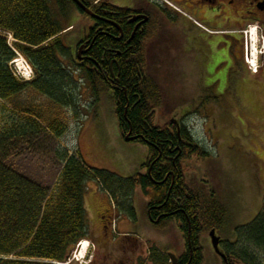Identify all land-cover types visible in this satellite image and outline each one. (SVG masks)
<instances>
[{
  "label": "trees",
  "instance_id": "1",
  "mask_svg": "<svg viewBox=\"0 0 264 264\" xmlns=\"http://www.w3.org/2000/svg\"><path fill=\"white\" fill-rule=\"evenodd\" d=\"M55 1L57 8L53 10L49 0H0V30L12 35L13 49L33 70L29 82L14 77L9 64L15 54L0 35V264L63 263L79 242L89 238L84 209V189L89 181H95L115 208L131 220H135V213L130 199L140 188L148 202V218L158 220V225L151 223L153 227L164 228L173 221L185 244L192 245L191 264H202L200 237L212 230L221 233L227 212L214 195L187 185L183 163L191 158L206 160L210 153L194 140L183 121L153 126L162 96L157 83L146 75L143 52L144 56L126 65L124 60L115 59L122 69L120 75L116 64L109 69L113 61L109 51L119 50L111 40L101 42L91 61L75 59L62 38L67 28L59 20L74 10L89 18L71 0ZM78 1L94 13V0ZM103 53L107 56L102 57ZM67 62L78 69L94 95L104 87L113 90L121 138L131 132L137 137L134 143L148 148L140 173L121 179L57 148L53 161L59 160L61 167L53 186L45 188L10 165L15 152L25 145L39 146L41 136L52 141L63 137L67 125L59 109L77 115V82ZM130 62L137 64L138 73L133 71L136 67L126 71ZM28 95L45 99L47 105L35 104ZM232 237L223 244L227 257L239 264H264V207L250 225L235 229Z\"/></svg>",
  "mask_w": 264,
  "mask_h": 264
},
{
  "label": "rangeland",
  "instance_id": "2",
  "mask_svg": "<svg viewBox=\"0 0 264 264\" xmlns=\"http://www.w3.org/2000/svg\"><path fill=\"white\" fill-rule=\"evenodd\" d=\"M108 1L128 9L137 2ZM55 2L49 0L53 10ZM59 22L65 28H71L63 33L62 38L75 56L76 45L90 21L74 10L68 18ZM166 30L170 32L169 24ZM176 35L178 40L164 38L159 43L160 49L157 43L156 53L149 51L156 38L145 46L146 75L157 83L162 96L152 123L154 127H164L173 121H183L194 140L210 153L206 160L191 158L183 163L185 182L193 190L214 195L223 205L227 212V224L217 236L232 241L234 230L250 225L264 207V173L260 171H264L262 106L260 102L253 103L254 100L246 105L238 100L237 104L231 105L227 94L228 67L218 68L217 62H210L208 73H200L199 67H203V62L197 55L182 54L187 41L182 38L181 31H176ZM66 66L77 82V115L73 111L59 109L67 125L63 137L52 141L49 137L41 136L43 139L37 144L42 147L30 148L25 145L12 155L10 165L45 188L53 186L61 167L59 160L58 163L53 161L57 148L58 151L81 156L89 167L121 179L140 173L147 160L148 148L121 138L112 100L113 90L104 87L98 95H94L78 69L70 62ZM245 94L252 99L250 93ZM27 99L35 104L47 105L43 98L28 95ZM55 113L58 114V108ZM130 200L135 220L112 207V200L95 181L86 184L84 209L89 239L85 241L90 244L89 257L94 255L96 259L100 257L97 251L103 254L118 249L125 235L135 240L127 239L130 244L139 243L143 250L149 246L162 252L170 249L169 254L179 255L185 243L175 223L169 222L164 228L153 227L146 211L148 202L140 188L135 189ZM110 214L109 234L104 236L101 234L103 216L107 220ZM112 217L117 223L116 236L110 232ZM200 245L203 264H222L212 249L208 233L201 235ZM74 252L78 255L80 249L75 246L72 254ZM85 261L73 260L70 264H84Z\"/></svg>",
  "mask_w": 264,
  "mask_h": 264
},
{
  "label": "flooded vegetation",
  "instance_id": "3",
  "mask_svg": "<svg viewBox=\"0 0 264 264\" xmlns=\"http://www.w3.org/2000/svg\"><path fill=\"white\" fill-rule=\"evenodd\" d=\"M167 1L184 15L158 0H137L131 9L117 7L108 0H94L92 4L94 13L87 8L94 17L89 18L90 24L83 31V37L76 45V56L80 55V62L91 61L101 42L111 40L119 48L117 52L109 51L110 59H113L109 65L112 71L113 65L116 64L115 59L124 60L126 65L129 60L140 58L143 54L146 57L145 46L152 43L155 38L157 41L149 51L156 53L157 43L160 49L159 43L165 40L164 38L178 40L176 31H181L182 38L187 41L182 54L197 55V58L203 62V67H199V71L204 75L208 73L210 62H217L218 68L228 67V102L231 105L237 104L238 100L243 105L251 100H254L253 103L260 102L264 124V50L258 60V71L256 74L250 73L244 64L242 34L253 27L264 41V0ZM168 24L170 32L166 30ZM105 56L107 54L103 53L102 57ZM130 64V68L126 71L131 72L133 67H136L133 71L138 73L136 63L130 62ZM116 65L120 75L122 69L119 64ZM245 93H250L252 99ZM243 94L245 97L241 100ZM261 137H264V131ZM260 171L261 174L264 173L263 170ZM110 218L111 214L108 215L107 220H104L103 216L101 234L104 236L109 234ZM215 235H217L216 231ZM223 244L224 241L221 240L220 248L224 253ZM199 247L201 248L200 242ZM158 251L154 252L152 247L143 250L139 243L130 244L129 240L125 239L119 243V248L112 252L101 254L97 251L100 257L95 259L93 255L86 264H162L160 259H163L165 264H191L193 261L194 252L190 243L183 246V251L179 255L169 254L170 249L166 252L159 249ZM201 257L203 259V249ZM225 257L227 259L225 264H239L234 259L226 255Z\"/></svg>",
  "mask_w": 264,
  "mask_h": 264
},
{
  "label": "built area",
  "instance_id": "4",
  "mask_svg": "<svg viewBox=\"0 0 264 264\" xmlns=\"http://www.w3.org/2000/svg\"><path fill=\"white\" fill-rule=\"evenodd\" d=\"M4 34V33H3ZM7 36L9 43L13 41L12 36L10 34H4ZM248 39L246 40V62L249 65L250 69L254 72L256 70L255 67V58H256V43H259V38L254 36L252 31L245 34ZM17 58L11 63L14 66V74L18 79L27 80L32 76V70L28 63L19 55L17 54ZM75 257V256H74Z\"/></svg>",
  "mask_w": 264,
  "mask_h": 264
},
{
  "label": "water",
  "instance_id": "5",
  "mask_svg": "<svg viewBox=\"0 0 264 264\" xmlns=\"http://www.w3.org/2000/svg\"><path fill=\"white\" fill-rule=\"evenodd\" d=\"M76 7H78L84 14H86L89 17H94L91 12L82 4L80 3L78 0H71ZM78 59H80V55H78ZM137 139V137H131V133H129L127 135V137H125V142H132L135 141ZM210 238H211V243H212V247L214 249V251L219 254L222 258L224 257L220 252H219V239L215 236V232L211 231L210 232Z\"/></svg>",
  "mask_w": 264,
  "mask_h": 264
},
{
  "label": "bare ground",
  "instance_id": "6",
  "mask_svg": "<svg viewBox=\"0 0 264 264\" xmlns=\"http://www.w3.org/2000/svg\"><path fill=\"white\" fill-rule=\"evenodd\" d=\"M86 243V242H85ZM84 250V249H83Z\"/></svg>",
  "mask_w": 264,
  "mask_h": 264
}]
</instances>
